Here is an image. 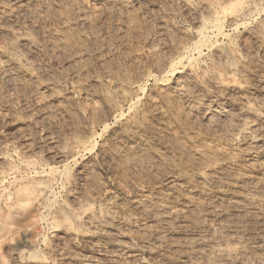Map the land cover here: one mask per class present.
I'll return each instance as SVG.
<instances>
[{
    "label": "rangeland",
    "instance_id": "1",
    "mask_svg": "<svg viewBox=\"0 0 264 264\" xmlns=\"http://www.w3.org/2000/svg\"><path fill=\"white\" fill-rule=\"evenodd\" d=\"M22 1L24 3V1L28 2L30 0H21L20 2ZM75 1L78 2V5L70 6L73 11L69 9V5L63 6L59 1L51 0L50 7L47 10L49 15L46 11L41 10L39 5H32L34 15L31 20L24 16L19 17L20 22L22 21L21 23L28 29L30 28L28 31L39 46V49L36 50L41 51L38 53L35 50L36 54L33 53L32 59L35 61L34 63L40 65L42 72L45 70V73L40 72L41 74L39 73V76L34 79L35 83L39 82V85L38 83L31 84L34 81H28L29 86H26L28 84L25 83L23 77L15 78L18 84H13L14 87L12 85L11 88L0 82V91H2L0 92V149L3 148L2 150L5 151L4 156L10 163L22 167L17 179L9 176L0 181V227H2V223L5 227L4 222H8V220L10 226L7 223L6 227L13 226L10 233H7L8 235L4 233L6 231L4 227H2L3 229L0 228V232L5 229L2 232L3 235L1 234L2 237H0L1 239L4 236L0 240V258L6 257L4 259L5 264H12L10 262L11 255L15 249L26 248L27 246L30 251L34 249L29 244L25 246L21 241L25 230L35 231L36 229L35 232L41 235V238L45 236L51 242V239H53L56 242L54 244L60 243L58 239L51 237L52 233L56 231L55 226L52 224L53 217H55L53 215H56L55 212L59 205H69L67 204L70 201L67 200L66 189L74 180L77 185L75 184L76 187L74 186L73 192L75 191V194L79 193V196L78 194L77 196L80 198H84V196L87 198L88 196L87 199L89 202L92 201L90 203L99 216V222H103V225H108L111 228L113 226L102 217V212L105 214L106 210L110 213L117 210L114 213L120 217L122 215L125 219L130 218L134 223L136 221V224L149 222L147 225L156 226L157 221L152 216L155 210L160 209L164 204L173 205L175 203L171 199V196L176 194L173 189L175 182H186L190 186L193 184L192 186L198 190L202 187L203 189L211 188V190H208L217 193L218 187L211 180H208L206 184L203 183V185L197 179L200 174L209 169V166L210 168H221V172L227 170L237 173L240 171L239 174L244 175L254 173L253 177L264 180L263 170L261 172L256 166L257 159L264 158V124L258 127L257 130L244 128L241 133L238 132L233 138L229 135L225 136L228 128L235 126L237 113L233 102L236 101L219 92L213 81L203 71L198 72V76L196 75L198 78H195L191 85L187 86L188 92L175 96V100L180 99L176 100L179 104L172 101L174 95L171 94V96L162 87L160 78L164 75V70L169 62L177 57L179 53H183V55L192 53L188 47L193 40L191 37L189 38L188 34L193 28V18L202 11L198 3L193 6V10L188 12L177 0V2L175 0H117V2H122L131 10L129 11L131 18L126 24L123 23L121 16L122 11L125 10H120V7L110 0H95V2L93 0H86V2L82 0L85 6L88 7L85 8L87 12L85 9L81 10L78 7L81 0H74L73 2ZM109 4L111 7H109ZM6 6L1 2L0 13H2L1 11L7 12L10 9L9 6ZM54 8L56 10L52 11ZM120 11L122 12L121 15H119ZM191 14H195L194 17ZM62 19L65 20L64 24L59 22ZM88 21L91 23L90 27H88L90 24ZM62 25H65V27ZM63 28H66L65 31L67 30L70 35L67 34L68 37H65V39L69 38L70 41L66 42L67 40H65L67 46L61 49L60 39L64 40V37L60 36V31L61 29L64 30ZM58 30L60 31L58 32ZM3 35L0 30V47H2V44L5 45V36ZM159 50L160 52H158ZM257 53L251 51L249 56V65L254 68L259 64H264V56ZM160 58L164 59L160 60ZM73 59L74 61H72ZM168 59L170 60L167 61ZM185 59L187 60V58L183 59L184 63L186 62ZM38 61L41 64H38ZM176 66H179V71L183 70L182 65L176 64ZM170 73H167L166 82L171 79ZM12 81L17 83L15 80ZM158 81L160 82L158 83ZM21 82H24V86L21 85ZM47 84L49 86L53 85V90L50 91L52 95L49 94V91L44 92V89L40 87L48 86ZM30 85L33 88L36 87L33 89ZM52 87L49 88L52 89ZM31 89L33 90L31 91ZM213 94H221L225 97L219 107V112L227 115V119H224V121L220 120L219 116H214L215 118H212L211 122H207L202 114V106L196 104L198 108L200 107L198 110L196 105L193 106L192 102L190 103L194 100V96L208 99ZM257 96L258 102L264 100V93L262 95L257 93ZM106 97L109 99L107 100ZM169 97L170 99H168ZM26 102L28 105H26ZM113 102L116 103V106L113 105L112 108L110 103L113 104ZM124 132L133 136L132 141L128 142L123 138ZM115 139H117V142L119 140L120 144L112 141ZM125 141L128 143L126 144ZM254 142H259L257 143L258 146ZM141 144L145 148V153L137 150ZM121 145L124 149L121 148ZM72 147L73 149L76 148L73 151L74 156L69 157L65 164H63L64 162L59 164L58 170H52L48 173L51 179H57L56 184L54 183L53 197L46 200L47 203L45 202L38 207L37 212H35L36 215L26 221L24 225L19 220L16 221L15 225L12 224L15 218L13 220L11 218L6 219L5 216H8L9 212L5 214L7 212L5 209L8 208L9 211V204L14 199L13 192L17 185L30 181L28 179L34 177L35 168H45L49 163L55 166L58 165L55 157L59 153H56V151L66 152L64 150H72ZM136 150L137 152H135ZM121 151L125 154L123 155ZM130 151H134L133 154H135L133 155ZM194 152H200L202 159L196 156ZM121 155L125 157H123L124 160L121 159ZM125 155H129L131 158ZM134 156H139V158L135 159ZM197 159L198 162L200 161L199 164ZM88 160L91 162L92 168L90 170L92 174L87 175L89 179L88 177H77L76 168ZM255 174L258 176H255ZM80 181L82 182L80 183ZM80 185L83 186L82 189ZM146 204L155 208L150 207V211L149 207L146 206L147 208H145ZM143 219L146 221H143ZM173 222L171 224L172 233L175 235L174 238L177 239L181 236L177 232L179 229L177 223L180 224L181 222L178 220ZM250 223H253L250 227H261L262 229L257 230L258 232L256 231V234L247 240V248H252L255 242L257 244L264 237V227L254 220ZM114 231L121 236L124 235V239L132 238L137 246L139 256L133 262H128V264H164L168 260L186 261L191 264L195 260L194 256L184 251L185 249L179 252L180 250H174L167 243H163L165 244L163 245L154 242L153 238H151L152 240L150 238L140 240L132 237L130 232L125 234V232H122L123 230L116 227H114ZM11 238L13 240H10ZM87 244L80 238L68 243L65 242L66 247L71 248L70 250L75 249L74 251L85 256H96L97 252ZM39 253L54 258L49 249L48 251L40 250ZM6 255L10 256L7 257ZM252 256H246V264L255 263L251 262L254 258V255ZM53 258H46L43 260L44 264H60L58 263L59 259L54 260ZM23 264H29V258H26Z\"/></svg>",
    "mask_w": 264,
    "mask_h": 264
},
{
    "label": "bare ground",
    "instance_id": "2",
    "mask_svg": "<svg viewBox=\"0 0 264 264\" xmlns=\"http://www.w3.org/2000/svg\"><path fill=\"white\" fill-rule=\"evenodd\" d=\"M20 1H17V0H1L0 1V4L1 2H3L5 5H7L6 7L9 6L10 8L7 12L1 11L2 13H0V30L2 34H4L3 36H5L4 38L5 45L2 44V47H0V82L8 85L10 88L13 84H18V82L16 81L17 77H23L25 83L28 84L26 86H29L28 81L30 82L34 81V79H36L37 76H39V73L42 72L39 67L40 65H37V63H34L35 61L32 60L33 55L36 54L35 50L36 49L38 50L39 46L37 45L36 41L31 36L30 32L28 31L30 28L28 29V27H26L23 23H21L22 21L20 22L19 17L24 16L28 18V20H31V17H33L34 15L33 14L34 12H32L33 10L32 5H39L41 10L46 11L48 14L47 10L50 7L51 0H30L28 2L24 1V3L23 1L22 2ZM54 1L56 2L59 1L63 6L69 5V9H70V6L74 7V5L78 3L76 1L73 2L74 0H54ZM84 1L86 2V0ZM93 1L95 2V0ZM110 1H112V3L114 2V4L119 6L120 10L121 9L125 10V11H122L124 16L123 14L121 15L122 13L121 11L119 15L122 16V20L124 21L123 23L127 24L129 19L131 18L130 17L131 13H129V11L131 10L128 9L127 6L122 4V2L121 3L117 2V0H110ZM177 1L178 3L180 2V5H182V7H184V9L187 10L188 12L193 10L194 9L193 6L196 5L197 3L200 5V9L202 11L200 14H198L195 17H194L195 14L194 15L191 14L194 17L193 18L194 24H193V28L191 29L188 35H189V38L191 37L193 41L190 43L188 48L190 49L192 53L191 54L187 53L186 55H183V53H179L177 57H175L174 59H172V61L169 62V65L164 70L165 71V73H163L164 75L163 76L161 75L162 77L160 78L162 87H164L170 93V95L171 94L174 95V100L172 101H176L177 99L180 100L177 97H176L177 99L175 100V96L184 94L186 93V91L188 92L187 86L191 85V83L193 82V80H195V78H198L196 77L198 72L203 71L205 72V74H207V76L211 79V81H213L215 87L219 90V92L223 93V95L225 94V96H228V98L231 97L232 99L236 101L235 103L233 102V104H235V110L237 113V116H236L237 118L235 119V126L230 129L228 128V131L226 129L227 134L225 136L229 135L230 137L233 138L236 136L238 132L241 133V131L244 128H250V130L251 129L257 130L258 127H261L264 124V100L263 101L259 100L258 102L257 101L258 98H256L259 96V95L257 96V93H260V95L264 93V64L261 62L262 63L261 65L259 64L257 65L258 67L256 66V68H254L253 66L249 65V59H250L249 56L251 55L250 54L251 51L258 52L262 56H264V0H177ZM89 4H90V1H89ZM78 7H80L81 10H83L87 6H85L84 2L81 0L79 2ZM109 7H111V5ZM114 8H117V7H114ZM53 10H56V9L54 8L52 9V11ZM195 12L196 11L194 10V13ZM55 15H58V14H55ZM58 19L59 17L57 18V20ZM28 20H27V23H28ZM54 20L52 19V21ZM62 20H59V22L64 24L65 20H63L64 22ZM90 25L91 23L88 25V27H90ZM62 26L65 27V25H62ZM63 29L64 30L61 29V31L58 30V32L59 31L61 32L60 36L64 37V40L59 38L61 42L57 41L61 43L59 44L61 47L57 46V47H60L61 49L67 46L66 42L70 41L68 40L69 38L65 39V37H68L69 34L67 30L65 31L66 28H63ZM65 40L67 41L65 42ZM172 51L174 52V50ZM40 52L41 51L39 50L38 53ZM158 52H160V50ZM158 52H156L157 55H159ZM174 53H177V52H174ZM184 58H187V60L185 59L186 60L185 63L183 62ZM162 59L160 58V60ZM169 60L170 59H168L167 61ZM72 61H74V59ZM38 64H41V63H39L38 61ZM176 64L182 65L183 70L179 71L178 70L179 66H176ZM161 67L162 69L164 68L163 64ZM43 72L45 73V70ZM168 72H171L170 73L171 79L170 81L166 82L167 77H168L167 75ZM44 76L46 75L44 74ZM11 80H15L17 83H14V81L11 82ZM159 82L160 81H158V83ZM21 83H22L21 85L24 86L23 85L24 82H21ZM36 83H38L39 85V82H36ZM36 83L34 81L31 84H36ZM30 86L32 87V85ZM48 86H44V87L40 86V87L44 89V92L49 91V94L51 93L52 95V92L50 91L53 90V87H52L53 85L49 86V87H52V89H50ZM12 87H14V85ZM40 87H37V88H40ZM33 89H31V91ZM125 90L123 91V93L125 92ZM42 92L43 91L41 90V93ZM46 93L48 94V92ZM220 95L213 94L209 96L208 99H202L199 96L197 97L194 96L193 98L194 100L190 101V103L192 102L193 106H195L196 104L200 105V107L202 106L201 107L202 114H203L204 119L207 122L210 121L212 118H215L214 116H219L220 120L224 121V119H227L226 118L227 115L223 114L222 112H219L220 111L219 107L222 104L223 100H225L224 99L225 97L222 95L220 96ZM42 98H43V95H42ZM50 99L52 100L51 97ZM108 99L109 98H107V100ZM168 99H170V97ZM23 101L25 102V100ZM111 103L110 105H112V108H113V105L116 106V103L115 104L114 102L113 104ZM26 105H28V103ZM190 107H191V104H190ZM123 135H124L123 138H125L128 142L130 140L132 141L133 136L130 133H125ZM116 140L117 139L112 140V141L115 143H118L119 140L118 142ZM128 142H126V144ZM114 145H117V144H114ZM121 148H123V146ZM2 149H0V181L9 176H11L14 179H17L18 174L22 170V167L18 165H14V163L13 164L10 163V161H8L6 157L4 156L5 151ZM55 149L57 150L56 146H55ZM61 149H65V148H61ZM75 149H73L72 147V150L71 149L69 151L67 149L64 150L66 152L56 151V153L58 152L59 155L57 154L56 157L54 155L53 156L57 159L56 162L58 165L55 166V165H52V163H49L47 167L45 168H35L34 177L32 179H28L30 181H26L24 183L18 184L15 190L13 189L14 199L9 204V211L7 208L8 204L6 205L7 209L5 210H7V212L5 214H7L8 212L9 214L8 216L7 215L5 216L3 214L5 218L6 219L11 218L12 220L15 218V220H13L14 223H12V221L10 220L12 224L15 225V223H17L16 221L19 220V222L21 221L22 225H24L26 221H28L31 217H34L36 215L35 212H37L38 207L42 206L46 202V200L53 197V194H54V191H53L54 183L56 182L57 179L56 178L51 179L48 175L49 171L58 170L59 164L63 162H64L63 164H65L67 160L69 159V157L74 156L73 151ZM137 150L141 152L144 151V153L146 152L142 144L141 146H138ZM137 150L135 152H137ZM133 152L134 151H132L131 153L133 154ZM127 153L129 154V152ZM124 154L125 153H123V155ZM195 155L199 157L202 156L200 152H196ZM123 157L121 159L124 160L125 157L124 158ZM136 158L138 159L139 156L135 157V159ZM200 159H202V157ZM197 162H198V159H197ZM133 163L134 162H132V164ZM215 165H218V164H215ZM218 166H222V165L219 164ZM256 166L258 169L261 170V172L262 170L264 172V158L257 159ZM208 168L209 169L205 173L202 172L203 174H200L198 178L197 177L196 178L202 184L203 183L206 184L208 180L209 181L211 180L213 184L217 185L218 192L214 193V192L209 191L208 189L211 190V188L203 189L202 185L200 184L199 185L202 188H199L198 190L192 186L193 184L190 186V184H186V182L183 183V182L174 181L175 183L173 184V189L176 192V194L172 195L171 199L175 203L173 205L164 204L161 206L160 209L156 208L157 210H155V212L153 211L154 215L152 216L157 221L156 223L157 225L156 226L153 225V227L150 225H147V223L149 222L147 223L143 222V221H146L144 219L142 221L144 224L140 223L141 224L140 225V224H136L137 223L136 221L134 223V221H131L130 218L128 217L127 218L129 220L122 217V215L120 217L119 215L114 213L117 210L113 211V213L107 212V210L105 211V214H103L102 212V217L105 218V220H107L109 224L113 226V228L109 227L108 225H103L102 224L103 222L101 223L99 222V216L97 212L93 209L92 204L90 203L92 201L89 202V200L87 199L88 196L86 195L87 198H85V196L84 198H80L78 197L79 193H77L78 194L77 196V194L74 193L75 191L73 192V188L76 184L75 183L76 181L74 180V182H72V184L69 185L68 189H66L67 190L66 195L68 198L67 200L70 201L67 204L69 205L68 206L59 205V207L57 208L55 212L56 215L55 214L53 215L55 217H53L54 220L52 221V224L55 226V230L57 232L55 231V233H52L51 237L58 239L60 243L54 244L55 241L53 239H51L52 240L51 242L50 239L47 240L45 236L44 238H41L40 237L41 235H38L35 232L36 229L35 231L25 230V234L24 233L22 234L24 236L21 237V241L23 244H25V246L26 244H29L34 249L30 251L28 249V246L26 248L15 249L13 254L11 255L10 262H12V264H23L24 260L26 258H29V264H39V263L44 264L43 260H45L46 258L51 259L53 257L50 258L49 256L43 254L45 256L44 257L42 254L39 253V251L40 250L48 251V249L52 252V255H54V258H53L54 260H56V258L57 260L58 259L60 260L58 261V263L60 264H128V262H133V260H135V258L136 257L138 258L139 256V251L137 249V246L133 242L132 238L124 239V235L121 236L120 234H117L118 232L114 231V227H116V228L123 230L122 232H125V234L130 232L132 234V237H136L137 239H140V240H143L145 238H147V240L149 238L150 239L153 238L155 240L154 242L158 244L167 243V245L174 248V250L176 249V251L180 250L179 252H181L182 250L185 249L184 250L185 252H188L190 253L189 255L195 257V260L193 259L194 261L191 264H246L245 258H247L246 257L247 255L249 256L254 255V258L252 259L251 262L260 263V264L264 263L263 262L264 260V239L263 238L264 237L262 238V240L259 239L261 241L258 242L257 244L255 242V245L253 244L254 246H252V248L248 247L249 248L248 249L246 247L247 240H249L253 235H255L257 230L262 229L260 226H259L260 228L250 227V225L253 224L250 222L254 220L264 227V224H263L264 223V180L253 177L252 175L254 173L252 175H248V174L244 175L241 173L239 174L240 171H238L237 173L235 172L236 173L235 174L227 170L226 172H223V171L221 172L220 170L221 168H215V167L210 168V166ZM91 169H92L91 162L88 160L76 168V176L82 177V178L88 177L87 176L88 174H92L90 173L92 172L90 171ZM256 175L257 174H255V176ZM81 182L82 181H80V183ZM67 184L69 183L67 182ZM80 196L83 197L82 195ZM206 199L209 201H203ZM146 206L149 208L150 207L155 208L152 205L148 206L146 204L145 208H147ZM149 210L151 211V208ZM99 214L101 213L99 212ZM6 219H3V220H6ZM34 219L36 220V218ZM175 220H178L181 222L180 224L176 222L178 224L177 226L179 229L178 230L175 229V230H177V232L181 234L180 237L177 236L178 237L177 239L174 238L175 235L174 233H172V228H171V224ZM8 222L7 221L4 222L5 227L3 226V223H2V227H4L6 231H4L5 229L2 230L0 232V237H2L1 234L3 231L6 235H8L7 233H10V230L13 229L12 225H11L12 228L6 227L8 224H9L8 226H10V223ZM2 227L0 228L3 229ZM262 234H263V231H262ZM76 238L82 239L84 242H86V244L88 243L91 249L97 252V255L96 256H93V255L85 256L83 254L78 253L77 251H74L75 249L70 250L71 249L70 247H69L70 249H68V247H66L65 245V242L66 243L71 242ZM10 240H13V239L11 238ZM9 256L10 255H8L7 257ZM4 257L0 258V264L6 263L4 260L6 259V257L5 258ZM164 264H189V263H187L186 261L177 260L176 262L174 260H168Z\"/></svg>",
    "mask_w": 264,
    "mask_h": 264
}]
</instances>
